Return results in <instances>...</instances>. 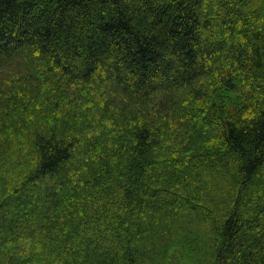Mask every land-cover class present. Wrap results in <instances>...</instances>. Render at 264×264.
<instances>
[{"label":"trees","instance_id":"trees-1","mask_svg":"<svg viewBox=\"0 0 264 264\" xmlns=\"http://www.w3.org/2000/svg\"><path fill=\"white\" fill-rule=\"evenodd\" d=\"M0 264H264V0H0Z\"/></svg>","mask_w":264,"mask_h":264},{"label":"rangeland","instance_id":"rangeland-1","mask_svg":"<svg viewBox=\"0 0 264 264\" xmlns=\"http://www.w3.org/2000/svg\"><path fill=\"white\" fill-rule=\"evenodd\" d=\"M58 179H59V178H58ZM58 179H57V180H58ZM45 187H46V186L35 188V195H36V194H42V191H44V190L46 189ZM47 189H48V187H47ZM47 189H46V190H47ZM28 196H29V198H33V197H34L33 194H31V195L29 194ZM27 199H28V197H27Z\"/></svg>","mask_w":264,"mask_h":264}]
</instances>
